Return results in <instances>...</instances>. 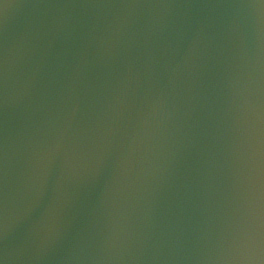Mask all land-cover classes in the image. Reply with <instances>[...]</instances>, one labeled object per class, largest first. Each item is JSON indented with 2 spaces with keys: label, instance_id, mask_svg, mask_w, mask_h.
I'll use <instances>...</instances> for the list:
<instances>
[{
  "label": "water",
  "instance_id": "1",
  "mask_svg": "<svg viewBox=\"0 0 264 264\" xmlns=\"http://www.w3.org/2000/svg\"><path fill=\"white\" fill-rule=\"evenodd\" d=\"M258 0H0V264H264Z\"/></svg>",
  "mask_w": 264,
  "mask_h": 264
},
{
  "label": "clouds",
  "instance_id": "2",
  "mask_svg": "<svg viewBox=\"0 0 264 264\" xmlns=\"http://www.w3.org/2000/svg\"><path fill=\"white\" fill-rule=\"evenodd\" d=\"M262 227H264V219L252 207L248 214L246 230L243 233V241L246 248L253 242L257 230Z\"/></svg>",
  "mask_w": 264,
  "mask_h": 264
},
{
  "label": "snow or ice",
  "instance_id": "3",
  "mask_svg": "<svg viewBox=\"0 0 264 264\" xmlns=\"http://www.w3.org/2000/svg\"><path fill=\"white\" fill-rule=\"evenodd\" d=\"M258 5L260 7H264V0H258Z\"/></svg>",
  "mask_w": 264,
  "mask_h": 264
}]
</instances>
